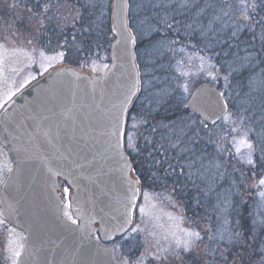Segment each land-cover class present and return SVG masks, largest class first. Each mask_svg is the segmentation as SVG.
I'll use <instances>...</instances> for the list:
<instances>
[{
    "label": "water",
    "instance_id": "water-1",
    "mask_svg": "<svg viewBox=\"0 0 264 264\" xmlns=\"http://www.w3.org/2000/svg\"><path fill=\"white\" fill-rule=\"evenodd\" d=\"M238 20L245 23V13ZM110 30L105 72L51 70L0 114V145L13 164L0 190V218L25 235L17 264H113L104 244L133 223L140 191L124 130L140 82L126 0H113ZM187 106L210 127L229 111L223 93L205 83ZM59 180L72 191V220L62 217Z\"/></svg>",
    "mask_w": 264,
    "mask_h": 264
},
{
    "label": "rangeland",
    "instance_id": "rangeland-1",
    "mask_svg": "<svg viewBox=\"0 0 264 264\" xmlns=\"http://www.w3.org/2000/svg\"><path fill=\"white\" fill-rule=\"evenodd\" d=\"M2 1L0 0V4ZM255 1L240 0L229 5L223 10V20L237 31L246 28L257 4ZM63 3L59 11L56 6H44V0H41L38 12L30 10L29 16L23 17L12 11L7 23L6 18L0 16V110L24 87L56 65L75 67L76 70L86 73H103L109 67V50L114 40L110 32L113 0H64ZM184 5L185 0H173L169 5L158 0H129V30L135 38L140 90L138 97L133 101L136 113H131L126 118L124 145L128 155L138 156V147L143 145L147 138L155 137V132L162 127L164 130H170L169 127L161 125L152 126L153 123L148 118L152 113L163 107L165 102L168 104L172 96H175L182 106H187L188 98L202 83L216 87L230 105L228 114L217 125L201 130V135L197 128V137L208 140V147L214 153L213 160L208 155H200L199 150H193L194 153L188 157L191 163L186 166L191 183L197 185L198 180L205 178V191H209L214 189V185L219 187L222 183L221 157L224 151L250 166L252 145L248 140L246 128L244 130L241 117L242 102L233 92V85L228 83L227 78L207 56L206 50L199 51L186 39L188 26L173 20L172 11L184 8ZM46 10L58 13L62 19L60 30H63V34H54L50 38L51 42L48 40L44 51H41L42 47L30 45L34 44L35 40L45 39L43 35L55 30L56 14L55 17L52 16L53 21L47 19L44 23L46 18L43 14ZM161 10L170 12L164 13L165 11ZM240 12L247 16L246 23L238 21ZM16 23L21 25L20 31L16 30ZM163 24H169L174 35L178 37L167 36ZM173 24H179V28L175 29ZM34 27L43 30L39 36L21 31L23 28ZM13 32L15 50L12 52L7 49V41L9 43V35ZM154 33L161 36L157 41L148 42ZM68 52L75 54L77 65L68 63ZM196 124L200 127L203 125L199 119ZM129 135L135 150L128 147ZM192 138L196 136L193 135L188 140ZM181 144L182 141L172 144L173 150ZM203 149L208 150L207 147ZM10 169L8 156L0 146V187ZM132 174L138 177L134 171ZM262 180L264 178L260 179L256 186L260 203L264 201ZM59 193L64 200L62 215L69 219L71 215L68 210V198L71 191L61 186ZM205 228L202 220L198 219L194 223L187 221L174 190L161 186L155 191L144 192L137 203L130 230L119 239L107 243V248L114 264H189V261H192V264H213L214 255L210 253L208 246L210 232L207 233V239L200 243ZM8 232L5 223L0 219V264H17L23 234L18 230L9 234Z\"/></svg>",
    "mask_w": 264,
    "mask_h": 264
},
{
    "label": "trees",
    "instance_id": "trees-1",
    "mask_svg": "<svg viewBox=\"0 0 264 264\" xmlns=\"http://www.w3.org/2000/svg\"><path fill=\"white\" fill-rule=\"evenodd\" d=\"M11 1L3 0L0 4V10L3 8L0 16L6 18V23L12 11L27 17L30 10L39 11L41 2ZM162 1L165 5L173 3V0H158ZM255 2L248 26L238 31L223 20V10L231 5L227 0H185L184 8L172 11L174 21L188 26L186 39L199 51L206 50L207 56L239 96L244 130L246 128L252 145V165L246 166L238 157L224 151L221 157L223 178L219 187L214 185V189L205 191V178L198 180L197 185L192 184L186 167L191 163L188 157L199 150L200 155H208L213 160L214 153L208 147V140L197 137L203 133L201 130L209 128L197 125L198 119L175 96L148 117L152 126L161 125L170 130L163 127L157 130L155 137L147 138L138 147V156L129 155L142 192L155 191L161 186L171 187L182 204L186 220L194 223L199 219L205 223L200 243L209 234L213 264H264V201L260 203L256 195L257 182L264 178V0ZM46 21L44 19V23ZM168 26H162L167 36L178 37ZM20 27L16 23L17 31ZM174 28H179V24ZM24 29L21 31L33 36H39L43 31L35 27ZM49 35L50 31L47 37ZM160 36L154 33L148 42L157 41ZM134 52L136 55L135 48ZM66 59L70 65H77L72 52L67 53ZM131 113H136L133 105L128 115ZM197 128L201 131L199 135ZM193 135L196 138L188 140ZM178 141L182 144L173 150L172 144ZM160 144L164 145L161 147Z\"/></svg>",
    "mask_w": 264,
    "mask_h": 264
},
{
    "label": "flooded vegetation",
    "instance_id": "flooded-vegetation-1",
    "mask_svg": "<svg viewBox=\"0 0 264 264\" xmlns=\"http://www.w3.org/2000/svg\"><path fill=\"white\" fill-rule=\"evenodd\" d=\"M63 1L64 0H44V6L45 5H50V6H56L58 9H59V11L61 10V8L63 7ZM12 3H14L13 2V0L11 1ZM126 6H127V16H128V8H129V0H126ZM55 14H56V17H55ZM43 15H45V18L46 19H48L49 21L51 20V21H53L52 19H54V18H52V16L53 17H55L56 18V21L54 22L55 23V30L54 29H52V30H54V32H56V34L59 36V35H62L63 34V30L61 29L60 30V26L62 25V23H61V21H62V19L59 17V15H58V13H54L53 11H48V10H46L45 12H44V14ZM158 26L160 27L161 25H160V23H158ZM14 28V27H13ZM14 31V30H13ZM10 32V31H9ZM54 32L53 33H51V35H49V37H47V34L46 35H44V38L45 39H43V40H41V41H37V40H35L34 41V44L33 43H31V45L30 46H39V47H42L43 49H41L40 48V50L41 51H44V46L45 45H47L48 44V42L50 41V38L54 35ZM14 32L12 33V35H9V38H8V40H9V43H8V41H7V49L8 50H12V52H13V50H15V40H14ZM59 38V37H58ZM7 40V39H6ZM49 40V41H48ZM25 41V40H24ZM58 41H60V39L58 40ZM62 41V40H61ZM51 42V41H50ZM22 45V44H21ZM24 45H27V44H24ZM66 53V52H65ZM44 56V55H43ZM61 66H63V65H56V66H54V67H61ZM53 68V67H52ZM38 79V78H37ZM36 79V80H37ZM1 85V84H0ZM27 87V86H26ZM25 88V87H24ZM23 88V89H24ZM3 109V108H2ZM1 109V110H2ZM1 110H0V112H1ZM3 223H5V222H3ZM5 226L7 227V229L9 230V232H8V234L9 233H11V232H13L15 229L14 228H12V227H10L9 225H7L6 223H5ZM6 238H7V236H6ZM23 240H24V237H23Z\"/></svg>",
    "mask_w": 264,
    "mask_h": 264
},
{
    "label": "snow or ice",
    "instance_id": "snow-or-ice-1",
    "mask_svg": "<svg viewBox=\"0 0 264 264\" xmlns=\"http://www.w3.org/2000/svg\"><path fill=\"white\" fill-rule=\"evenodd\" d=\"M169 27H170V25H169ZM134 127H135V126H134ZM128 138H129V144H128V147H129V148H132L133 150H135V146H134V144L131 143V140H132L131 135H129ZM249 163H251V161H249ZM261 183L264 184V180H262ZM196 235L198 236V234H196ZM17 255H19V253H17Z\"/></svg>",
    "mask_w": 264,
    "mask_h": 264
}]
</instances>
